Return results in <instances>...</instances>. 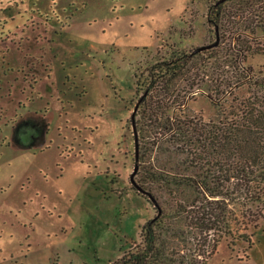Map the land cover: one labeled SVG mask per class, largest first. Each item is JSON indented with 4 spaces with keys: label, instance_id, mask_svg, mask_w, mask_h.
Masks as SVG:
<instances>
[{
    "label": "rangeland",
    "instance_id": "obj_1",
    "mask_svg": "<svg viewBox=\"0 0 264 264\" xmlns=\"http://www.w3.org/2000/svg\"><path fill=\"white\" fill-rule=\"evenodd\" d=\"M217 1L0 0V264H110L140 242L156 214L129 182L147 70L214 44L217 29L184 106L207 119L237 36L262 48L240 65L264 66V30L244 31L264 0L226 1L221 28ZM246 233L251 249L221 240L208 264H264V221Z\"/></svg>",
    "mask_w": 264,
    "mask_h": 264
},
{
    "label": "trees",
    "instance_id": "obj_2",
    "mask_svg": "<svg viewBox=\"0 0 264 264\" xmlns=\"http://www.w3.org/2000/svg\"><path fill=\"white\" fill-rule=\"evenodd\" d=\"M221 5L213 7L218 28ZM256 20L244 31L264 30V19ZM234 40L240 46L224 57L218 88L209 91L213 117L184 107L201 82L197 57L203 51L147 70L134 114L141 145L134 181L141 196L153 199L156 214L141 228L140 242L110 264H208L221 240L246 244L245 252L253 246L254 233L246 232L264 221V66H241L262 48ZM242 87L245 95H235ZM226 94L230 102L223 106Z\"/></svg>",
    "mask_w": 264,
    "mask_h": 264
},
{
    "label": "water",
    "instance_id": "obj_3",
    "mask_svg": "<svg viewBox=\"0 0 264 264\" xmlns=\"http://www.w3.org/2000/svg\"><path fill=\"white\" fill-rule=\"evenodd\" d=\"M226 1H229V0H219L218 4L224 3ZM215 32H216V41H215L214 44L196 48L194 51H192L191 55L193 56V55H196L197 53H200V52H202L204 50H209V49H212V48L216 47L217 44H218L217 29H215ZM138 105H139V102H137L135 104L134 109H133V113L131 115V129H132L133 142H134V169H133V172L131 173V175L129 177V181H130L131 186L134 189H136L137 192L141 193L140 188L137 187V185L135 184V181H134L135 175H136L137 170H138V154H139L138 136H137V131H136L135 123H134V114H135V112H136V110L138 108ZM148 200L151 203H153V199L150 196L148 197Z\"/></svg>",
    "mask_w": 264,
    "mask_h": 264
},
{
    "label": "flooded vegetation",
    "instance_id": "obj_4",
    "mask_svg": "<svg viewBox=\"0 0 264 264\" xmlns=\"http://www.w3.org/2000/svg\"><path fill=\"white\" fill-rule=\"evenodd\" d=\"M219 1V0H218ZM218 1L216 2V4L215 5H220V4H218ZM221 4H223V3H221ZM137 102H139V100L137 101ZM130 182V181H129ZM136 192H137V190L136 189H134Z\"/></svg>",
    "mask_w": 264,
    "mask_h": 264
}]
</instances>
